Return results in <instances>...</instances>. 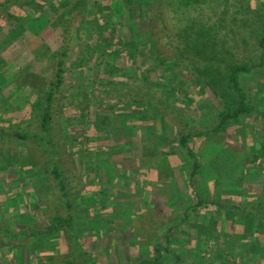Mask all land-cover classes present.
I'll return each mask as SVG.
<instances>
[{
	"label": "rangeland",
	"instance_id": "rangeland-1",
	"mask_svg": "<svg viewBox=\"0 0 264 264\" xmlns=\"http://www.w3.org/2000/svg\"><path fill=\"white\" fill-rule=\"evenodd\" d=\"M53 1L60 0H48V3ZM163 1L167 5L164 19L172 47L164 43L158 46L155 56H161V60H155L156 57H152L148 49L151 45L149 33L157 24L149 17L142 20L138 6L129 11V7H122L120 4L125 3L124 0H100L103 4L97 8L90 6L94 0L70 1L72 7L68 12L78 18L75 24L76 27L79 25L81 43L74 50L67 66L65 85L56 100L61 113H56L54 117L59 122V125L56 124L59 136L62 133L60 131L67 136L59 137L63 141L59 150L66 152L59 160L65 170L69 190L73 188L77 191L76 211L80 216L79 228L83 234L80 237L87 251L99 264H133L140 260L145 249L136 245L131 225L138 227L141 221L137 218L131 222V217L141 214L143 208L154 210L157 224H166L169 219H164L165 215L184 210L190 200H194L179 171L173 175V179H168L159 178L158 173L156 175V171L151 169L153 163L162 160L157 155L158 149L164 152L177 151L180 128H176L177 125L170 120L172 118L163 116L152 119L148 113L132 112L123 107H116L114 114L104 109L105 104L113 105L116 98L108 96V62L113 63L114 71L122 74L110 77L115 82L113 88L116 82L120 87L147 86L156 89L160 95L164 94V98L177 92L179 94L175 95L179 97L180 103L176 105L182 118L180 115L176 117L192 125L209 126L214 123L221 104L210 88L206 87L205 80V83L201 82L202 85L198 84L200 82L197 79H205L204 76H190L188 69L195 68L197 58L188 56V60L184 62L178 58L179 51L193 40V33L203 29L214 30L217 41L222 45L220 48L224 47L216 50L223 51L218 55L226 58L224 62L217 60L216 69L220 84L224 85L226 84L221 82L226 81L230 65L256 62L261 57L258 36L264 24V0H213L209 7H195L190 11L180 9L176 0ZM3 2L4 0H0V3ZM27 6L25 5L28 9ZM27 9L13 7L11 10L15 16L23 17L27 15ZM115 14L119 17V23H113L115 28L109 31L105 39L100 40L97 32L104 22H112ZM41 17L36 24L31 23L25 27L12 20L7 21L5 17L0 19V130L5 129L7 133L27 131L32 136H39L41 133L38 121L40 117L32 105L40 102L39 86L49 89L55 80L57 67L56 61L50 63L44 57L37 58L36 53L43 43L53 51L62 46L57 16L44 9ZM116 31H120L119 36L122 35L125 42V56L115 61L97 58L96 52L101 56L106 55L107 50L103 49L102 43L116 39ZM82 55L88 57V61L85 58L81 63L83 68L79 62ZM3 58L6 59V64H2ZM263 69L254 72L246 80V90L255 93L259 99L263 98L261 102H264V90H259L261 82H264ZM130 97L126 93L124 99ZM81 98L84 106H89L91 113L88 124H80V119L77 118L80 111L75 105ZM138 99L141 100V97ZM259 111L264 114V107H259ZM67 117L72 119L67 121ZM106 119L107 123L104 122ZM259 124L261 122L250 120L243 126L228 130L224 137L197 141L196 150L205 165L204 177L199 179L205 200L240 205V199L256 200L258 193L264 191V172L253 173L259 167V155L256 151V134L261 132ZM88 125L91 126L87 128ZM100 129H105L106 135H99H105L106 140L97 141L91 136L94 131L100 132ZM8 136L10 135L4 134L0 139V219L6 217L8 212H13V216L21 220V224L17 226L20 228L37 216L34 208L28 206V198L20 193L37 187L38 177L45 170L41 168L43 161L36 155L31 156V165L23 170L20 163L28 159L26 147L17 146ZM89 141L90 144L87 145L86 142ZM73 149L80 150L82 159L86 158L84 155L87 151L96 153L95 165L81 166ZM69 151L72 152L68 154ZM13 155L18 160L16 165L15 159H11ZM139 169L147 170V176L135 173ZM82 173L84 177L79 182ZM107 187H114V190H108ZM83 194L88 195V199ZM215 214L218 221L224 220L220 217V211ZM141 219L145 222L148 218L144 217L145 221L143 217ZM199 221L196 216L198 226ZM202 229L204 230L203 227L197 228L198 232L191 234L176 230L173 237L192 241L191 247L196 249L201 247L197 246V242L201 241L207 231ZM59 239L56 235L46 237L34 245H29L28 242L18 243V253L14 251V254L8 248L0 250V264L3 259H7L8 264H36L38 256L35 252L40 247H57ZM144 240L148 242L147 238ZM208 250L209 247L197 251L209 259L211 254ZM242 262L238 259L236 263Z\"/></svg>",
	"mask_w": 264,
	"mask_h": 264
},
{
	"label": "trees",
	"instance_id": "trees-1",
	"mask_svg": "<svg viewBox=\"0 0 264 264\" xmlns=\"http://www.w3.org/2000/svg\"><path fill=\"white\" fill-rule=\"evenodd\" d=\"M70 1L60 0L49 4L48 0H4L3 3H0V19L5 17L7 21H15L24 27L26 25L30 26L31 23L36 24L42 18L41 12L44 9H48L57 16V29L60 31L62 40L60 49L53 51L46 43H43L39 52L36 53L37 58L44 57L50 60V63L56 61L57 67L55 80L50 84L49 89L39 86L40 102L32 105L38 111V116L40 117L38 121L41 133L39 136H32L27 131L7 133L8 131L5 129L0 130V139L4 134H9L10 136L8 137L12 138L17 146L26 147L28 159L20 163L23 170L28 165H31V156L33 155L43 161L41 168L45 171L43 175L38 177V186L32 190L27 189L20 193L25 198H28L30 204L28 206L34 208L37 216L33 218V221L26 223L25 227L21 225L20 228L17 226L21 224V220L15 218L13 212H8L6 217L0 219V250L8 248L10 252L13 251L12 254H14V251L18 253V243L28 242L29 245H34L46 237L56 235L60 237L57 247L52 249L40 247L39 251L35 252L36 256H38L36 264H99L87 251L83 239L80 237L83 234L79 228L80 216L76 211L75 194L77 191L73 190V188L69 190L67 179L65 178L66 173L61 160H59L66 154V152L63 153V151L59 150L63 144L59 137L66 138L67 136L64 135L63 131H60L63 135L61 133V136H59L56 130V124L59 125V122L55 121L54 117L56 113L59 115L61 113L56 100L65 85L67 66L74 55V50L81 43L80 33L78 32L79 25L76 27L75 24L78 18L75 14L68 12L72 7ZM99 1L94 0L90 6L97 8L103 4ZM124 1L125 3H120L122 7L125 5L131 11L132 7L138 6L142 20L151 18L157 24L154 25L153 30L149 33L151 45L147 48L151 56L156 57L155 60H161L159 59L161 56H155L159 49L158 46L164 43L170 48L172 47L169 30L164 19V10L167 5L164 4L163 0ZM149 1L150 3H148ZM176 1L179 3V8L185 11H190L195 9V7H209L213 4V0ZM25 5H28V9ZM13 7L22 10L27 9V15L23 17L15 16L11 10ZM144 7L148 9L146 10ZM5 13L6 15H3ZM113 23H119V17L116 14L112 22H104L101 30L97 32L100 40L105 39L109 31L115 28V26H112ZM190 27L192 28L193 26ZM119 33L120 31H116V39L102 43L103 49H106L107 53L101 56L96 52L95 56L97 58H103L104 60L107 58L109 61H115L125 56V42L122 35L119 36ZM193 34V40L188 42L182 51H179L178 58L184 62L188 60V56L197 58L194 63L196 65L195 68L188 69L190 76L194 78L197 77V74L204 76L205 79H197L200 82L198 84L202 85L206 82V87L210 88L221 104V108L215 115L214 123L209 126L205 124L196 125L195 123L192 125L180 119L182 116L180 109L176 105L180 103L179 97L176 96L179 94L177 92H172L171 96L167 95L164 98V94L160 95L156 89L147 86L126 85L125 87H120L116 82L113 88L112 85L115 82L110 77H113L114 74H122L114 71L112 62L107 64V75L109 77L107 80L109 83L108 96L112 99L116 98L113 105L105 104L104 109L114 114L116 107H123L132 112L148 113L152 119H159L163 116L169 119L172 118L170 120L177 125L176 128H180L178 130L177 151L164 152L162 149H158L157 155L162 157V160L153 163L151 169L156 171V175L158 173L159 178L168 177V179H173L176 172L179 171L182 177L185 178V182H187L188 192L194 197V200L191 199L184 210L173 211L170 215H165L166 218L164 219H169L166 224L156 223V213L154 214V210L151 208H143L141 214L131 217V222H134L137 218V220L141 221L138 227L131 225V232L136 238V245L145 249V253L140 260L133 264H237L238 259L243 261L241 264H264V191L258 193L256 200L240 199V205L236 203L226 205L216 201L205 200L206 198L202 195L200 188L201 181L199 180L204 177L205 165L196 150L198 140L224 137L228 130L236 126H243L250 120L257 123L261 122L259 124L261 132L256 134L259 167L253 173L264 172V114L259 111V107H264V102H261L263 98L259 99L255 93H249L246 90L247 78L259 69L264 68V24L258 36L261 51L259 61L230 65V73L226 81L221 82L226 85L220 84L219 75L216 74L217 60L224 62L226 58L218 55L223 53V51H216L222 45L217 41L214 30L203 29V31H197V33ZM180 38L182 37L180 36ZM220 49H224V47ZM85 58L88 61V57L85 55L79 58L81 68H83L81 63L84 62ZM1 62L6 64L7 61L3 58ZM262 75L264 79V74ZM263 85L264 82H261L262 87L260 86L259 90H264ZM126 93L128 96L131 95L132 98L124 99ZM139 97H141V100L138 99ZM173 102L175 104H172ZM83 103L84 101L81 98V101L75 105L80 111L77 118L80 119V124H88L91 113L89 106L85 107ZM56 107L57 109H55ZM70 107L72 108L71 105ZM178 115L180 117H176ZM71 119L67 117V121ZM104 122L107 123V119ZM90 126L88 125L87 128ZM99 133H105L106 135L105 129H100V132L94 131L91 136L96 138L97 141L106 140L105 135L100 136ZM86 144L89 145L90 141L86 142ZM76 149H73V152L75 151V157H78V162L81 166L83 164H86V166L88 164L95 165L96 153H88L87 151L84 155L86 158L82 159L81 155H79L80 150ZM71 152L69 151L68 154ZM11 159H15V165L18 163L16 156H11ZM147 166L148 164L145 165V167ZM214 170L218 173L215 167ZM83 171L86 172L85 167H83ZM138 172H140L142 177L147 176V170L139 169L135 173ZM83 177L84 173L79 177V182L82 181ZM107 188L108 190H114V187ZM82 196L88 199V195L83 194ZM90 210L94 211L92 208ZM216 211H220V217L224 218V220L221 221L219 219L220 221H218L216 219ZM101 213L100 211L99 214ZM228 214H230V217ZM196 216L201 221V223L199 221V226L195 222ZM141 217H143L144 221V217L148 219L143 222ZM37 223H39V226ZM201 227L204 228V230L202 229L204 232L205 229L207 231L203 234L201 241L197 242V246L201 245V247L196 249L191 247L192 241L177 240L173 237L176 230H183L191 234L194 231L197 233L198 230L196 229ZM146 238L148 242L144 240ZM208 247V252L211 254L209 259L201 252L198 254L197 250L203 251ZM3 260L1 262L8 264L9 261L7 259Z\"/></svg>",
	"mask_w": 264,
	"mask_h": 264
}]
</instances>
